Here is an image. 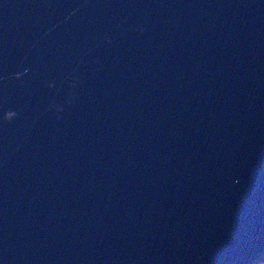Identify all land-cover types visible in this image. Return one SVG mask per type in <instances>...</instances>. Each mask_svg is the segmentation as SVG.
I'll return each mask as SVG.
<instances>
[{
    "label": "water",
    "instance_id": "95a60500",
    "mask_svg": "<svg viewBox=\"0 0 264 264\" xmlns=\"http://www.w3.org/2000/svg\"><path fill=\"white\" fill-rule=\"evenodd\" d=\"M263 250L264 0H0V264Z\"/></svg>",
    "mask_w": 264,
    "mask_h": 264
},
{
    "label": "rangeland",
    "instance_id": "374dc122",
    "mask_svg": "<svg viewBox=\"0 0 264 264\" xmlns=\"http://www.w3.org/2000/svg\"><path fill=\"white\" fill-rule=\"evenodd\" d=\"M247 264H264V252L262 251L253 260Z\"/></svg>",
    "mask_w": 264,
    "mask_h": 264
},
{
    "label": "trees",
    "instance_id": "16d2710c",
    "mask_svg": "<svg viewBox=\"0 0 264 264\" xmlns=\"http://www.w3.org/2000/svg\"><path fill=\"white\" fill-rule=\"evenodd\" d=\"M263 252H264V250H263Z\"/></svg>",
    "mask_w": 264,
    "mask_h": 264
}]
</instances>
